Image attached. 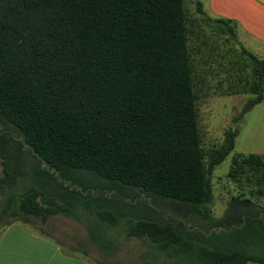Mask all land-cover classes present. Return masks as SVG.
Here are the masks:
<instances>
[{"label": "trees", "instance_id": "16d2710c", "mask_svg": "<svg viewBox=\"0 0 264 264\" xmlns=\"http://www.w3.org/2000/svg\"><path fill=\"white\" fill-rule=\"evenodd\" d=\"M195 9L235 40L234 21ZM188 21L183 0H0V228L60 214L100 250L110 226L174 261L264 264V205L245 197L220 218L208 207L236 129L205 163ZM230 65L250 95L237 121L264 97V58L240 47ZM226 176L264 198V154H233ZM177 209L192 229L164 215Z\"/></svg>", "mask_w": 264, "mask_h": 264}, {"label": "rangeland", "instance_id": "374dc122", "mask_svg": "<svg viewBox=\"0 0 264 264\" xmlns=\"http://www.w3.org/2000/svg\"><path fill=\"white\" fill-rule=\"evenodd\" d=\"M183 4L186 16L189 19L187 25L190 30L195 31L198 35L194 42H190L189 47L193 67V90L196 95L194 103L197 113V130L200 137V146L204 152L205 163L211 151L217 149L222 143L224 131L228 128L236 129L233 149L222 162L214 166L210 174L212 198L208 207L212 216L220 218L228 208L236 209L237 212H240L243 209L241 204L242 199L245 197L257 201L256 203L259 205H264V198L250 197L248 194L249 187L241 189L239 185L226 176L233 154H264V97L259 103L253 105L246 111L240 119L233 121L234 116L238 113L242 104L250 95L239 91L240 83L236 81V71L232 68L230 62L236 59L240 47L250 51L258 58H264V53H261L263 51L261 47L257 43L251 42L248 34L242 31L237 25L233 27L235 40L232 38L227 39L224 34L216 35L213 32L207 31L208 27L206 22H203L204 20H202L201 15L196 12L195 0H183ZM202 9L205 15L209 16L203 6ZM192 39L193 37H191V40ZM19 166L23 167V163L22 165L19 164ZM78 173L86 182L93 181L99 183L100 179L92 176L89 172L79 171ZM22 183L25 182L23 181ZM242 193H244L243 197L238 196ZM233 197H238L239 199L231 203ZM175 206L177 207L178 205ZM178 211L179 209H177L176 212L167 210L164 215L174 219L178 218L189 229H192V226L185 223L186 221H183L182 217L179 215L182 210ZM56 216L58 218H64V216L60 214H56ZM33 221L41 224L37 218H33ZM77 224V231L82 233L85 232L84 226L79 223ZM106 231L111 235H117L121 240L124 238L119 228L106 226ZM130 240L136 241V243L131 246L133 255L141 250H147L146 248L149 247L146 241L142 242L141 239L130 238ZM121 243L123 244L120 246L119 250L124 252L127 250V245L124 241ZM92 248L94 247L92 246ZM150 248L154 252H157L153 244H150ZM150 248L149 253H152ZM169 260L170 264H192L191 261L187 259L178 261Z\"/></svg>", "mask_w": 264, "mask_h": 264}, {"label": "crops", "instance_id": "0c3cea01", "mask_svg": "<svg viewBox=\"0 0 264 264\" xmlns=\"http://www.w3.org/2000/svg\"><path fill=\"white\" fill-rule=\"evenodd\" d=\"M200 1L209 16L234 21L264 53V0ZM72 220L58 218L56 214L41 224L33 219L29 222L12 220L0 228V264H170V258L151 250L147 242V250L133 255L131 246L136 241L130 238L135 237L123 236L121 240L112 234L114 246L100 250L89 239L86 230L83 233L77 231L79 222ZM123 241L127 245L124 252L119 250Z\"/></svg>", "mask_w": 264, "mask_h": 264}, {"label": "water", "instance_id": "95a60500", "mask_svg": "<svg viewBox=\"0 0 264 264\" xmlns=\"http://www.w3.org/2000/svg\"><path fill=\"white\" fill-rule=\"evenodd\" d=\"M47 167V166H46ZM50 172H53L54 173V175H56V172L55 171H53V169H50L49 170ZM69 182H67V181H65L64 182V184L66 185V184H68ZM76 188L77 189H80V187L79 186H76ZM221 229V227H217V228H213V227H211L206 233H203L204 235H208L211 231H218V230H220Z\"/></svg>", "mask_w": 264, "mask_h": 264}, {"label": "flooded vegetation", "instance_id": "af4514ba", "mask_svg": "<svg viewBox=\"0 0 264 264\" xmlns=\"http://www.w3.org/2000/svg\"><path fill=\"white\" fill-rule=\"evenodd\" d=\"M236 211V209H234ZM194 231H196V229H194ZM196 234V233H195ZM197 235V234H196Z\"/></svg>", "mask_w": 264, "mask_h": 264}]
</instances>
